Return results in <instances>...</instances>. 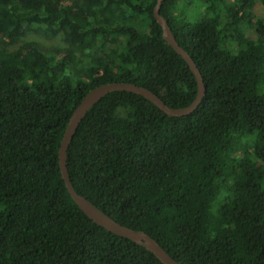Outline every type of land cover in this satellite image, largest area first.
I'll return each mask as SVG.
<instances>
[{
  "label": "trees",
  "instance_id": "16d2710c",
  "mask_svg": "<svg viewBox=\"0 0 264 264\" xmlns=\"http://www.w3.org/2000/svg\"><path fill=\"white\" fill-rule=\"evenodd\" d=\"M194 1L205 16L181 11ZM255 1L165 0L160 13L207 88L200 107L169 117L142 96L112 92L69 147L76 192L181 263L264 264V18ZM156 4L0 0V264H163L80 210L58 158L74 109L96 86L130 82L172 108L196 98ZM30 34L61 36L65 47L45 49Z\"/></svg>",
  "mask_w": 264,
  "mask_h": 264
},
{
  "label": "water",
  "instance_id": "95a60500",
  "mask_svg": "<svg viewBox=\"0 0 264 264\" xmlns=\"http://www.w3.org/2000/svg\"><path fill=\"white\" fill-rule=\"evenodd\" d=\"M165 0H157V4L154 9V17L157 20V23L162 27L163 30V39L179 54L182 58L188 63L192 73L194 74L198 90L197 95L194 101L182 108H172L168 106L156 93L153 91L135 85L130 82L124 81H113L103 85L96 86L92 90H90L79 105L74 109L66 130L64 132L60 148L58 151L59 158V167L61 171L62 179L65 183V186L73 199L76 205L80 208V210L95 224L104 228L108 232L129 239L147 249L149 252L153 253L163 264H189V263H181L174 259L161 245L157 242L152 236H150L145 231L135 230L126 225H123L117 222L115 219L110 217L104 211L99 209L96 205H94L90 200L85 198L84 196L78 194L72 185L69 176L68 170V162L67 156L70 144L81 125L83 119L86 117L88 112L106 95L117 92H131L142 96L149 101H151L154 105H156L162 112H164L169 117H184L187 115L193 114L201 105L203 99L206 96L207 88L204 84L202 74L198 69L196 62L191 57L188 51H186L177 41L168 20L161 15L160 10L162 8Z\"/></svg>",
  "mask_w": 264,
  "mask_h": 264
},
{
  "label": "rangeland",
  "instance_id": "374dc122",
  "mask_svg": "<svg viewBox=\"0 0 264 264\" xmlns=\"http://www.w3.org/2000/svg\"><path fill=\"white\" fill-rule=\"evenodd\" d=\"M181 11H183L184 14H186L188 17H191L192 19L201 18L206 15V13H204V10H202L201 6L196 1H194L190 6L185 5L184 7H182ZM252 12L256 19L264 18V6L260 2V0L255 1ZM29 39L32 41H38L39 44L45 49L65 47V43L61 36L55 38H43L34 34H30ZM120 113L124 115L126 114V110H122Z\"/></svg>",
  "mask_w": 264,
  "mask_h": 264
}]
</instances>
